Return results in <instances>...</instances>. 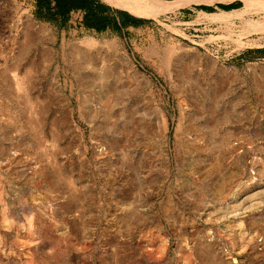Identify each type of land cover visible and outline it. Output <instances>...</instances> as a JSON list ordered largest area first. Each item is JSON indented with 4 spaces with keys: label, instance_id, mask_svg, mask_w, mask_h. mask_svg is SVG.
<instances>
[{
    "label": "rangeland",
    "instance_id": "1",
    "mask_svg": "<svg viewBox=\"0 0 264 264\" xmlns=\"http://www.w3.org/2000/svg\"><path fill=\"white\" fill-rule=\"evenodd\" d=\"M239 1L125 10L150 22L118 37L81 12L62 28L34 0H0V264H264L217 241L264 214V148L220 132L233 185L211 196L196 172L201 137L218 134L202 113L247 99L242 54L264 46V1ZM170 204L198 218L173 224ZM214 216L216 250H179V227Z\"/></svg>",
    "mask_w": 264,
    "mask_h": 264
},
{
    "label": "crops",
    "instance_id": "2",
    "mask_svg": "<svg viewBox=\"0 0 264 264\" xmlns=\"http://www.w3.org/2000/svg\"><path fill=\"white\" fill-rule=\"evenodd\" d=\"M158 1L171 3L174 0ZM78 13L80 14L78 11L72 14L77 15ZM263 47L260 46V48ZM256 50L257 48L243 53L252 57L244 62L246 70L240 89L242 93L247 95V99L245 101L238 100L239 102L234 101L232 104L218 103L208 114L204 111L201 116L203 120L208 119L207 126L216 125L218 133L215 138L214 134L201 137L200 144L203 146L200 148L201 152L198 153L199 165L196 169L206 192L211 193V196H215V191L229 190L233 185L234 170L229 166L225 167L220 162L219 147L222 146L220 132L225 131L231 137H235L241 131L245 141H250L251 144L257 143L264 148V54H260ZM238 84L232 85L231 89ZM167 208L169 209L167 214L169 219L172 218L173 224H182L189 218L190 220L198 218L195 212L180 209L176 204H170L165 209ZM205 219L207 220V216ZM205 219L204 223H208ZM211 219V223H215L214 225L209 227L200 223V227L191 230L186 236H183L182 227H179L177 238L182 243L179 250H204L207 253H210L209 250H216L215 243L209 240L208 231L205 230L211 229V227L216 229V223L224 219L222 216H214ZM241 222L244 225H241ZM231 223L229 233L226 231V234L223 232L225 230L220 229L222 233L218 234L217 241L222 242V236H227L228 243L222 244L230 247L228 251L232 255L235 251L240 250H258L259 254H264V214L255 217L243 216L239 221Z\"/></svg>",
    "mask_w": 264,
    "mask_h": 264
},
{
    "label": "trees",
    "instance_id": "3",
    "mask_svg": "<svg viewBox=\"0 0 264 264\" xmlns=\"http://www.w3.org/2000/svg\"><path fill=\"white\" fill-rule=\"evenodd\" d=\"M241 5V1L236 0L229 4H218L217 8L222 11H229ZM199 8L205 12L215 11L214 6H200ZM77 11L81 12L78 23L84 29L93 30L96 33L109 31L118 37L123 35L124 30L129 26L135 27L150 22L149 19L134 17L119 8L111 7L102 0H34L32 15L36 20L63 28L68 26L71 14ZM256 51L264 54V47L257 48ZM242 57L245 59L252 58L247 53L243 54Z\"/></svg>",
    "mask_w": 264,
    "mask_h": 264
},
{
    "label": "bare ground",
    "instance_id": "4",
    "mask_svg": "<svg viewBox=\"0 0 264 264\" xmlns=\"http://www.w3.org/2000/svg\"><path fill=\"white\" fill-rule=\"evenodd\" d=\"M115 6L122 8L124 10L137 12L141 7L145 6L146 12L148 14L157 12V10H174V8H179L181 6H185L192 3H200V2H207L208 0H174L171 3H162L161 6L157 7L148 5L143 0H109ZM211 3L214 2H229L230 0H210ZM232 1V0H231ZM257 1H264V0H257ZM142 2V3H140ZM253 26V25H252ZM253 31L261 32L264 35V22H256L253 26Z\"/></svg>",
    "mask_w": 264,
    "mask_h": 264
},
{
    "label": "water",
    "instance_id": "5",
    "mask_svg": "<svg viewBox=\"0 0 264 264\" xmlns=\"http://www.w3.org/2000/svg\"><path fill=\"white\" fill-rule=\"evenodd\" d=\"M234 0H230L229 2H223V3H225V4H229L230 2H233ZM123 11H125V10H123ZM126 13H128V14H130V15H132V16H134V17H140V18H146V17H141V16H136V15H134V14H131V13H129V12H127V11H125Z\"/></svg>",
    "mask_w": 264,
    "mask_h": 264
}]
</instances>
